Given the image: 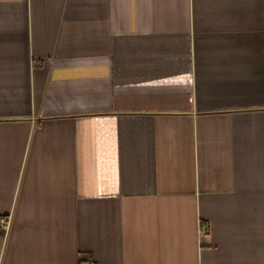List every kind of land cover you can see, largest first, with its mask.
Listing matches in <instances>:
<instances>
[{
  "label": "crops",
  "instance_id": "1",
  "mask_svg": "<svg viewBox=\"0 0 264 264\" xmlns=\"http://www.w3.org/2000/svg\"><path fill=\"white\" fill-rule=\"evenodd\" d=\"M0 217V264H264V0H0Z\"/></svg>",
  "mask_w": 264,
  "mask_h": 264
},
{
  "label": "built area",
  "instance_id": "2",
  "mask_svg": "<svg viewBox=\"0 0 264 264\" xmlns=\"http://www.w3.org/2000/svg\"><path fill=\"white\" fill-rule=\"evenodd\" d=\"M0 225L5 229L9 226V220L5 217H0ZM206 231V230H205Z\"/></svg>",
  "mask_w": 264,
  "mask_h": 264
}]
</instances>
